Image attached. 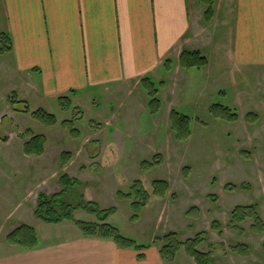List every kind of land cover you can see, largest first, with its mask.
Here are the masks:
<instances>
[{"label":"rangeland","instance_id":"rangeland-1","mask_svg":"<svg viewBox=\"0 0 264 264\" xmlns=\"http://www.w3.org/2000/svg\"><path fill=\"white\" fill-rule=\"evenodd\" d=\"M198 5L197 21L208 27L216 0L213 14ZM5 31L0 27V254L21 225L47 243L80 231L74 221L51 224L35 215L38 195L62 192L67 175L77 182L67 200L75 204L81 194L101 209L116 208L108 222L144 245L134 252L138 258L152 250L162 264H197L184 247L174 259L162 255L164 236L176 232L182 242L201 239L209 264H264V66L236 72L221 31L203 28L200 49L190 50L207 57L202 68H183L171 56L142 79L45 103L15 73ZM214 105L237 119L221 109L214 114ZM38 109L55 114L57 124L35 118ZM173 111L189 117L186 138L174 129ZM36 135L46 138L44 152L28 155L24 145ZM63 153L70 155L65 161ZM154 181L169 184L164 195L155 193ZM240 205L257 206L260 227L252 217L233 219ZM73 216L99 222L83 209Z\"/></svg>","mask_w":264,"mask_h":264},{"label":"crops","instance_id":"crops-1","mask_svg":"<svg viewBox=\"0 0 264 264\" xmlns=\"http://www.w3.org/2000/svg\"><path fill=\"white\" fill-rule=\"evenodd\" d=\"M198 2L0 0V27L15 73L45 103L142 79L168 57L199 50L203 28L221 31L236 72L264 66V0H216L208 27L197 21ZM2 249L0 264H162L155 251L139 259L133 249L81 231L48 243L38 234L33 249L10 243Z\"/></svg>","mask_w":264,"mask_h":264},{"label":"trees","instance_id":"trees-1","mask_svg":"<svg viewBox=\"0 0 264 264\" xmlns=\"http://www.w3.org/2000/svg\"><path fill=\"white\" fill-rule=\"evenodd\" d=\"M204 5H208L207 15L212 11V6L214 0H199ZM3 43L4 46L9 47L6 44V38L3 34ZM208 59L204 55H202L199 51H190L185 50L182 52L180 56V64L183 68L191 69V68H202L208 64ZM149 80V79H147ZM151 83V82H149ZM151 93L155 94V88L150 85ZM16 94H14V97ZM62 103L64 100L69 102V99L65 97L60 98ZM153 103V102H152ZM66 108V107H64ZM224 113V118L236 120L237 114L232 113L230 109L223 107L221 105L212 106L211 110L214 114L217 113V110H220ZM26 112H30L29 109H26ZM32 115L39 119L40 121L47 124H57L58 120L55 114L46 111L45 109H38L32 112ZM173 126L177 131L179 138H186L190 133L189 130V117L182 116L178 112L173 111ZM189 136V135H188ZM46 138L44 135H36L33 136L29 141H27L24 145V152L28 155H41L45 149ZM69 153H63L62 159L65 161L69 158ZM67 162V161H66ZM61 183L64 185V190L58 194H55L51 197L46 196L43 193L38 195V202L35 210V215L38 219L51 223V224H60L65 220L74 221L76 225L79 227L80 231L86 237H96L100 239H108L113 240L118 247L122 249H133L138 251L141 248H144V245L139 244L134 239H130L124 236L120 230L113 226L108 222V219L111 215L116 213V208L110 209H101L97 203L94 202H85L83 196L80 194L78 196V200L75 204L71 201H68L66 196L68 188L76 187V181L70 179L67 175H64L61 179ZM155 188V193L160 195H164L168 188L169 184L166 181H154L153 183ZM146 197L148 193L146 192ZM77 209H83L90 214H95L99 222H87L83 220H75L73 213ZM252 217L259 223L260 216L257 213L256 205L249 206H237L233 211V219L236 221H242L245 217ZM261 222V221H260ZM262 223L257 224L260 227ZM7 240L10 244L20 246L24 249H33L38 245V234L36 230L29 225H21L20 227L13 230L8 236ZM165 244L163 245L161 252L162 255L167 259H174L175 255L179 251L180 247H184L187 254L194 258L197 264H209L211 262V257L209 254L201 252L198 249V245L200 244L201 239L198 237L188 239L184 242L177 238L176 232H170L163 238ZM144 255L141 254L139 258H143Z\"/></svg>","mask_w":264,"mask_h":264}]
</instances>
